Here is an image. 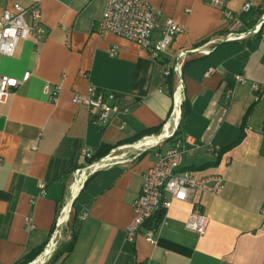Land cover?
Segmentation results:
<instances>
[{
	"label": "crops",
	"instance_id": "1",
	"mask_svg": "<svg viewBox=\"0 0 264 264\" xmlns=\"http://www.w3.org/2000/svg\"><path fill=\"white\" fill-rule=\"evenodd\" d=\"M146 1L183 28L166 51L168 56L191 51L180 77L164 76L165 60L175 65L169 57L154 59L112 34L97 36L106 0H43L41 40L20 41L12 56H0V75L19 80L31 73L0 104V264H16L49 241L58 215L63 222L70 207L73 246L56 257L53 252L47 264H264V96L255 102L252 88L264 87V23L261 35L218 44L201 55L196 49L224 36L226 28L210 0ZM30 3L0 0V15L14 4ZM245 3L252 7L242 13ZM224 5L245 29L264 18V0H224ZM159 36L155 31L152 42ZM209 69L214 72L206 76ZM238 75L246 81L235 84ZM45 84L61 87L56 102L44 92ZM90 84L118 95L128 112L106 127L96 125L88 109L72 102ZM228 88L232 96L225 101ZM172 115L179 122L176 137L186 148L181 170L196 178L221 177V191L173 202L155 243L144 239V228L128 242L132 205L156 151L132 159L128 146L168 134ZM149 130L157 131L145 133ZM171 145L172 140L163 142L159 150ZM99 160L104 161L94 168ZM194 208L208 220L203 236L185 228Z\"/></svg>",
	"mask_w": 264,
	"mask_h": 264
},
{
	"label": "built area",
	"instance_id": "2",
	"mask_svg": "<svg viewBox=\"0 0 264 264\" xmlns=\"http://www.w3.org/2000/svg\"><path fill=\"white\" fill-rule=\"evenodd\" d=\"M42 1L31 0L28 6L14 4L11 9L3 10L0 15V56H12L20 41L32 40L39 42L41 40L45 34V30L41 25L40 3ZM209 2L212 7L221 11L226 21L225 33L221 37L213 36L209 38L203 46L196 49L197 53L205 55L218 44L240 42L251 36L261 35L260 27L264 23V18L254 27L245 29L239 15L225 9L224 0H210ZM251 7L250 3H245L241 8V12L247 13ZM155 31H159L160 36L159 39L152 42ZM182 32V27L170 18H162V13L155 10L146 0H106L102 16L96 26V34L99 37L112 34L148 50L154 59L169 57L171 60H175V65L172 67L164 59V76L166 77L172 72L180 77L183 60L191 52L182 50L171 56H168L166 52L173 38ZM261 40L264 42L263 35H261ZM108 54L111 57L115 56L116 50L110 49ZM213 72L209 69L205 75L208 76ZM30 76L31 73L26 72L18 80L0 75V104H6L13 95L14 90L26 83ZM234 81L235 84H242L246 81V77L238 75L234 77ZM252 88L257 93L254 101L258 102L264 96V87L254 83ZM60 89L61 87L58 85L45 84L44 86V92L50 95L52 102L57 101ZM231 96L232 89H226L223 99L229 101ZM118 98L115 93L99 90L93 84H90L86 94H74L72 102L88 109L90 114L94 116L96 125L106 127L114 118L128 112L127 107L120 105ZM171 117V130L168 134H160L149 138L151 140L143 138L128 146V148L134 149L130 155L132 159L144 151L156 149L154 153L155 163L143 175L140 194L132 205L133 219L126 229V240L128 242H133L138 232L144 228V239L149 243H155L156 232L163 223V218L156 226L152 224L153 220L160 213L167 212L173 202H191L196 192L217 196L221 191V177L196 178L191 172L181 170L186 148L183 140L176 137L179 122L173 115ZM121 127H125V122H122ZM168 140H172V145L168 149L160 151L161 144ZM32 149L34 148L32 147ZM215 150L216 148L210 149L211 152H215ZM83 155L88 160L92 158V154L88 151L83 152ZM102 161L104 160H99L94 168H97V164L101 165ZM40 189L43 194L44 184H40ZM25 224L30 230L34 229L30 218H25ZM207 225V218L198 209L194 208L188 213L185 223L187 230L198 236H203ZM56 228H58V222ZM262 228L264 229V215ZM52 243L53 237L49 240L42 255L46 254L47 249L50 250ZM52 253L47 257V261Z\"/></svg>",
	"mask_w": 264,
	"mask_h": 264
},
{
	"label": "rangeland",
	"instance_id": "3",
	"mask_svg": "<svg viewBox=\"0 0 264 264\" xmlns=\"http://www.w3.org/2000/svg\"><path fill=\"white\" fill-rule=\"evenodd\" d=\"M60 215V214H59ZM58 215V218L60 219L61 216ZM58 219V221H59ZM72 220H73V210L70 207V210L68 212V215L66 217V219L61 222V226L56 228V226L53 229L52 235L51 237H53V244H52V248H50V251L45 257L44 255H42L41 257H39L35 262H33L32 264H37L38 261L42 260V258L44 257L45 259H43L41 264H47L49 262L46 263L47 261V257H49L50 253L55 252L62 244L68 243L70 241V238L72 236L73 233V225H72ZM57 221V222H58ZM50 237V239H51ZM49 239V240H50ZM49 242V241H48ZM48 242L46 244V246L48 245ZM46 246L44 248V250L46 249ZM54 249V250H53ZM44 250L42 251V253L44 252ZM41 253V254H42ZM53 254V253H52ZM51 254V255H52ZM51 257V256H50ZM41 262V261H40ZM39 264V263H38Z\"/></svg>",
	"mask_w": 264,
	"mask_h": 264
},
{
	"label": "trees",
	"instance_id": "4",
	"mask_svg": "<svg viewBox=\"0 0 264 264\" xmlns=\"http://www.w3.org/2000/svg\"><path fill=\"white\" fill-rule=\"evenodd\" d=\"M183 105V104H182ZM157 130H149V131H146L145 133H154L156 132ZM93 159H95L94 157L89 161L92 162ZM162 216H163V213H160L159 215H157L156 218H154L153 220V225L156 226L157 224H159V222L161 221L162 219ZM52 235V232L50 234L49 237H51ZM50 239V238H49ZM48 242V241H47ZM42 244L41 246L37 247L36 249L30 251L29 253H27L23 258L22 260H20L18 263L16 264H31L33 261H35L39 256L40 254L42 253V251L44 250L46 244ZM73 243H74V236L72 235L71 236V239L68 243H65V244H62L56 251H55V254H54V257H56L57 255L61 254V253H68L72 246H73Z\"/></svg>",
	"mask_w": 264,
	"mask_h": 264
},
{
	"label": "bare ground",
	"instance_id": "5",
	"mask_svg": "<svg viewBox=\"0 0 264 264\" xmlns=\"http://www.w3.org/2000/svg\"><path fill=\"white\" fill-rule=\"evenodd\" d=\"M61 226V224L59 223V221H58V227H60ZM49 251V249H47L46 250V252H48Z\"/></svg>",
	"mask_w": 264,
	"mask_h": 264
},
{
	"label": "water",
	"instance_id": "6",
	"mask_svg": "<svg viewBox=\"0 0 264 264\" xmlns=\"http://www.w3.org/2000/svg\"><path fill=\"white\" fill-rule=\"evenodd\" d=\"M44 252H45V250H44ZM44 252H43V253H44ZM41 256H42V254H40V256H39V257H41ZM39 257H38V258H39ZM38 258H37V259H38ZM37 259H36V260H37ZM36 260H35V261H36ZM35 261H33V262H35ZM33 262H32V263H33ZM32 263H31V264H32Z\"/></svg>",
	"mask_w": 264,
	"mask_h": 264
}]
</instances>
